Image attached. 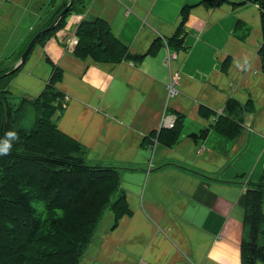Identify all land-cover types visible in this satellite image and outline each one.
I'll use <instances>...</instances> for the list:
<instances>
[{
	"label": "crops",
	"instance_id": "1",
	"mask_svg": "<svg viewBox=\"0 0 264 264\" xmlns=\"http://www.w3.org/2000/svg\"><path fill=\"white\" fill-rule=\"evenodd\" d=\"M50 1L0 0V64L14 67L17 50L48 22ZM204 1L217 0H90L83 13L68 14L62 28L32 49L11 81L17 91L16 81H23L22 97L32 100L58 67V130L86 150L88 165L120 170L129 215L113 227L106 211L80 264H240L245 193L264 167L259 8L244 0L208 8ZM184 6L191 8L183 47L175 50L167 40ZM90 17L105 21L130 54L146 56L119 64L75 58L69 40ZM155 40L160 45L148 54ZM167 54L175 55L169 66ZM176 71L178 92L168 96L166 84ZM229 99L243 107L233 113L240 130L232 140L213 130L215 115L198 113L203 106L222 116ZM175 114L183 116L180 141L147 145L151 133L170 128L165 121Z\"/></svg>",
	"mask_w": 264,
	"mask_h": 264
},
{
	"label": "trees",
	"instance_id": "2",
	"mask_svg": "<svg viewBox=\"0 0 264 264\" xmlns=\"http://www.w3.org/2000/svg\"><path fill=\"white\" fill-rule=\"evenodd\" d=\"M89 1L73 0L64 16L37 39L34 47L62 28L68 14L83 13ZM244 1L259 8L262 42L258 56L264 74V0ZM67 3L66 0H51L48 22L38 31L50 27ZM223 3V0H217L201 4L211 8ZM190 8L184 6L181 9L180 25L167 40L172 49L183 47L182 27ZM37 32L31 34L17 50L13 59L15 63ZM75 36L77 42L72 54L80 60L90 58L95 62L119 64L125 60L139 61L146 56L130 54L127 47L113 36L109 25L97 17L83 18ZM155 45H160V41H154L148 54ZM229 63L230 60L226 59L222 70L226 71ZM23 65L5 76L13 66L2 68L0 64V140L6 139L9 131L17 136L9 153L0 155V264H80L104 213L110 211L113 214V227L119 219L129 215L120 189V170L88 165L85 162L86 150L58 130L54 117L61 109L58 101L62 97L55 87L61 79L58 67L53 68L38 97L32 100L22 97L17 103L13 101L8 86ZM28 105L34 108L36 117L32 128L24 129L20 122ZM242 108L229 99L224 115L218 116L213 130L228 140L236 138L240 129L233 113ZM198 113L204 118L216 115L203 106H199ZM182 130L183 116L175 114L171 128L161 127L148 138L165 147H173L180 141ZM206 132L203 130L198 136L203 137ZM190 136L197 137L195 134ZM151 140L146 144L152 143ZM248 186L243 218L246 239L241 244L240 264H264V167L259 180L250 182ZM34 201L44 203L43 216L37 215L32 206Z\"/></svg>",
	"mask_w": 264,
	"mask_h": 264
},
{
	"label": "rangeland",
	"instance_id": "3",
	"mask_svg": "<svg viewBox=\"0 0 264 264\" xmlns=\"http://www.w3.org/2000/svg\"><path fill=\"white\" fill-rule=\"evenodd\" d=\"M36 47H37V45L34 47V49ZM5 63H6L5 60H3L1 62L2 68L9 67V62L6 63V64ZM21 82H23V81H21V80L16 81V85H17V87H18V89L20 91L22 90V89L19 88V84H21ZM8 88H9V91L11 92V94H12V96L14 98V100H13L14 102L17 103L22 98V96H24L22 94V92L17 91L15 89V85H13V83L10 82ZM35 117H36V112H35L34 108L32 106H29L28 105L27 107H25V113L23 115L22 121L20 122V127L24 128V129H30V128H32V126L34 124ZM214 136H215V138H219L218 135H216V134ZM215 142L216 141H214V143ZM206 148H208V146H206ZM192 173H193V176L197 177L196 176V175H198V172L197 171H194ZM200 175H201V178H203V177L207 178L208 177L207 175H204V174H200ZM32 206L36 209L37 215L43 216V212H44V203L43 202L34 201L32 203Z\"/></svg>",
	"mask_w": 264,
	"mask_h": 264
},
{
	"label": "water",
	"instance_id": "4",
	"mask_svg": "<svg viewBox=\"0 0 264 264\" xmlns=\"http://www.w3.org/2000/svg\"><path fill=\"white\" fill-rule=\"evenodd\" d=\"M73 0H69V2L67 3V5L65 6V8L60 12V14L58 15V17L56 18V20L54 21V23L46 28V29H42L40 31H38L27 43L25 49L23 50L19 60L16 62V64L14 65V67L12 68V70L6 72L4 75L7 76L9 74H12L21 64H24L26 62V59L30 53V51L32 50V48L34 47L37 39L43 35L45 32H47L48 30H50L53 26H55L57 24V22L59 21V19H61L64 14L67 12V10L69 9L70 5L72 4Z\"/></svg>",
	"mask_w": 264,
	"mask_h": 264
},
{
	"label": "built area",
	"instance_id": "5",
	"mask_svg": "<svg viewBox=\"0 0 264 264\" xmlns=\"http://www.w3.org/2000/svg\"><path fill=\"white\" fill-rule=\"evenodd\" d=\"M76 43L75 40H69L68 47L71 48ZM175 58L173 54H167V57L164 61L165 66H169L170 61ZM180 80V73L179 72H171L169 77V82L166 84V92L168 96H172L178 92V82ZM66 99V98H65ZM220 112L218 113V115ZM173 119H168L165 123L169 124V127L173 125Z\"/></svg>",
	"mask_w": 264,
	"mask_h": 264
},
{
	"label": "clouds",
	"instance_id": "6",
	"mask_svg": "<svg viewBox=\"0 0 264 264\" xmlns=\"http://www.w3.org/2000/svg\"><path fill=\"white\" fill-rule=\"evenodd\" d=\"M6 139L0 140V155H7L12 147V141L17 139L16 133L9 131Z\"/></svg>",
	"mask_w": 264,
	"mask_h": 264
}]
</instances>
